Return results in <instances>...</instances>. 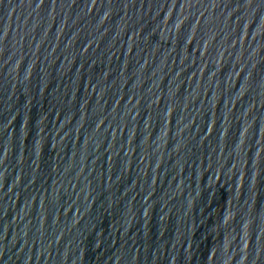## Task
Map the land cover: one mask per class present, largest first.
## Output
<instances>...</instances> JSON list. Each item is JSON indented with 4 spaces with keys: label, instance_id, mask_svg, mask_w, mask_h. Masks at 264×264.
<instances>
[{
    "label": "water",
    "instance_id": "1",
    "mask_svg": "<svg viewBox=\"0 0 264 264\" xmlns=\"http://www.w3.org/2000/svg\"><path fill=\"white\" fill-rule=\"evenodd\" d=\"M0 264H264V0H0Z\"/></svg>",
    "mask_w": 264,
    "mask_h": 264
}]
</instances>
